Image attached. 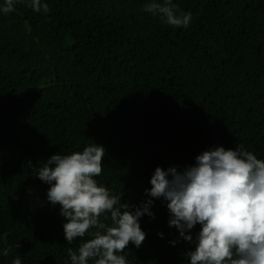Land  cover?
Segmentation results:
<instances>
[{
  "label": "trees",
  "instance_id": "1",
  "mask_svg": "<svg viewBox=\"0 0 264 264\" xmlns=\"http://www.w3.org/2000/svg\"><path fill=\"white\" fill-rule=\"evenodd\" d=\"M45 2L0 11V264H71L68 249L92 238L68 243L36 173L93 142L106 153L98 184L132 211L153 200L127 264H189L201 225L184 240L145 190L157 167L183 171L216 146L264 160V0H173L192 13L186 28L145 11L150 0Z\"/></svg>",
  "mask_w": 264,
  "mask_h": 264
},
{
  "label": "clouds",
  "instance_id": "2",
  "mask_svg": "<svg viewBox=\"0 0 264 264\" xmlns=\"http://www.w3.org/2000/svg\"><path fill=\"white\" fill-rule=\"evenodd\" d=\"M18 2L24 0H4L0 11L12 12ZM27 2L34 11H49L42 0ZM144 10L176 27H188L193 18L173 0H150ZM105 154L104 146L93 142L82 151L52 155L36 173L50 185L47 201L60 205L68 243L92 236L78 250L68 249L71 264H88L90 259L94 264H127L124 250L130 243L139 248L146 239L140 217H154L152 199L132 211L121 202V193L112 194L98 184L95 177L102 173ZM150 183L146 193L168 202L169 226L176 227L184 240L191 242L189 230L201 225L195 248L187 253L189 264H264V160L243 145L205 150L183 171L157 167ZM106 213L111 225L100 220ZM7 254L5 249L3 255ZM12 264H21V259Z\"/></svg>",
  "mask_w": 264,
  "mask_h": 264
},
{
  "label": "rangeland",
  "instance_id": "3",
  "mask_svg": "<svg viewBox=\"0 0 264 264\" xmlns=\"http://www.w3.org/2000/svg\"><path fill=\"white\" fill-rule=\"evenodd\" d=\"M44 201H45V198L44 197H38L37 199H34L32 201L33 208L34 209H39L42 206V204H43Z\"/></svg>",
  "mask_w": 264,
  "mask_h": 264
}]
</instances>
